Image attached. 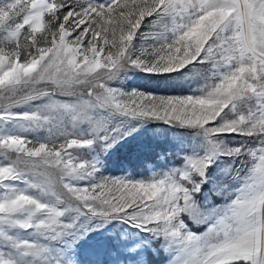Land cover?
<instances>
[{"label":"snow or ice","instance_id":"snow-or-ice-1","mask_svg":"<svg viewBox=\"0 0 264 264\" xmlns=\"http://www.w3.org/2000/svg\"><path fill=\"white\" fill-rule=\"evenodd\" d=\"M0 264H264V0H0Z\"/></svg>","mask_w":264,"mask_h":264},{"label":"rangeland","instance_id":"rangeland-1","mask_svg":"<svg viewBox=\"0 0 264 264\" xmlns=\"http://www.w3.org/2000/svg\"><path fill=\"white\" fill-rule=\"evenodd\" d=\"M127 148L122 149L116 156L113 157L112 175H121L123 172L121 169H126L128 173L132 175H144L145 174V161L148 159L149 154L141 156L131 155ZM151 161L148 160V166L150 167ZM199 230V229H196Z\"/></svg>","mask_w":264,"mask_h":264}]
</instances>
